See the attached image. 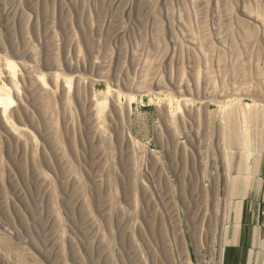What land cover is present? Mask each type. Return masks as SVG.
<instances>
[{"label": "rangeland", "instance_id": "obj_1", "mask_svg": "<svg viewBox=\"0 0 264 264\" xmlns=\"http://www.w3.org/2000/svg\"><path fill=\"white\" fill-rule=\"evenodd\" d=\"M0 55V264H264V128L235 231L219 117L264 108V0H0Z\"/></svg>", "mask_w": 264, "mask_h": 264}, {"label": "bare ground", "instance_id": "obj_2", "mask_svg": "<svg viewBox=\"0 0 264 264\" xmlns=\"http://www.w3.org/2000/svg\"><path fill=\"white\" fill-rule=\"evenodd\" d=\"M2 65L14 75L16 64L5 55H0V69ZM8 97L9 87L0 79V103L8 100ZM261 106H259V104H254L245 107V105L231 101L225 105L222 110L223 112H219L220 121L222 123V135L225 139L224 152L222 155L226 160L227 169L229 170L232 167L231 160L234 155V145L242 147L243 156H250L252 158V164H247L246 166L243 165L244 163H242V160L239 162L237 176L232 177L229 192L227 193L228 196H230V201L228 200L229 203L226 205L224 218L228 223L231 225L233 224V227H235L234 229L239 226L243 199L247 196L248 190L253 183L247 181L246 177L250 174L257 175L258 171L261 154V132L264 128V108ZM238 110L242 112H238ZM250 127L253 129V134L250 132ZM226 201L227 200H225V202ZM229 228L230 225L224 230L225 245L232 242L228 238ZM235 231H237V229ZM254 244L264 246V239L259 238L254 241ZM222 250L223 248H221V255ZM252 253L253 251L250 250L248 254V264L252 262Z\"/></svg>", "mask_w": 264, "mask_h": 264}, {"label": "crops", "instance_id": "obj_3", "mask_svg": "<svg viewBox=\"0 0 264 264\" xmlns=\"http://www.w3.org/2000/svg\"><path fill=\"white\" fill-rule=\"evenodd\" d=\"M259 176V175H258ZM254 180V179H253ZM260 178H256L255 177V180L253 181V183H252V186H251V191H253L254 190V193H255V191H256V193H257V191L260 189V188H258V185L260 184ZM249 189V190H250ZM249 190H248V193H247V195L250 193L249 192ZM263 237H264V235H263ZM255 238V240H257V236L256 237H254ZM258 238H260V237H258ZM254 240V241H255ZM232 248H233V250H235L236 252H237V256H236V258H235V263H232V264H248V254H249V252L244 256V257H242V256H240V254H238V253H240V250H239V247L238 246H236L235 244H233L232 245ZM255 248H257V249H259V250H261L262 252H264V250L263 249H261L260 247H258V245H256L255 244V247H254V249ZM252 262H253V260H252ZM252 262H251V264H252Z\"/></svg>", "mask_w": 264, "mask_h": 264}]
</instances>
